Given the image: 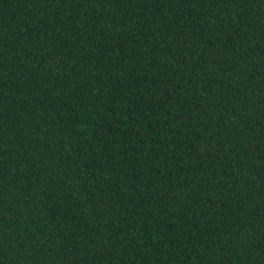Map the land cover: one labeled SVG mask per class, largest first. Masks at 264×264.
<instances>
[{"label": "trees", "instance_id": "16d2710c", "mask_svg": "<svg viewBox=\"0 0 264 264\" xmlns=\"http://www.w3.org/2000/svg\"><path fill=\"white\" fill-rule=\"evenodd\" d=\"M0 264H264V0H0Z\"/></svg>", "mask_w": 264, "mask_h": 264}]
</instances>
